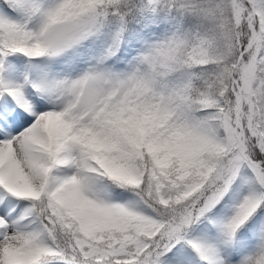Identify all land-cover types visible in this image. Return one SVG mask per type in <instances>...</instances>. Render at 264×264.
Here are the masks:
<instances>
[{"label": "rangeland", "instance_id": "1", "mask_svg": "<svg viewBox=\"0 0 264 264\" xmlns=\"http://www.w3.org/2000/svg\"><path fill=\"white\" fill-rule=\"evenodd\" d=\"M108 1L0 0L1 44L15 49L0 51V161L9 148L18 156L0 168V264H264V158L250 156L252 148L264 152V0H246L253 47L236 66L240 85L229 73L222 136L195 115L179 119L158 77L179 50L184 0H140L132 32L116 20L93 38V5ZM10 2L24 13L11 12ZM43 114H53L52 123L19 140ZM126 114L140 115L138 133L170 128L181 159L214 150L204 183H143L136 167L115 161L116 138L134 129ZM25 151L37 160L33 168L21 163ZM31 172L33 192L6 183L23 187ZM102 175H125L133 187L120 182L110 193ZM58 190L63 205L79 211L82 231L67 230L55 213H44L48 224L33 214L31 199Z\"/></svg>", "mask_w": 264, "mask_h": 264}, {"label": "trees", "instance_id": "2", "mask_svg": "<svg viewBox=\"0 0 264 264\" xmlns=\"http://www.w3.org/2000/svg\"><path fill=\"white\" fill-rule=\"evenodd\" d=\"M138 3L139 0H109L100 6L93 5L98 9V16L87 34L95 38L102 27L118 19L123 21L125 31L132 32ZM235 3H239V11H236ZM6 5L13 13H23L21 6L12 2ZM177 5L180 9L178 15L182 17L186 29L181 33L179 50L168 56L165 67L158 69V77L171 89L174 110L179 119L189 114L195 115L205 121L216 136H222V111L225 99L231 92V71L236 82L241 84L236 73V62L248 44L250 29L246 16L251 12L250 6L246 0H184ZM96 26L98 29L95 31L93 29ZM4 38L5 32L0 31V51H14V48L1 44ZM186 42L195 45L197 52L189 53L184 47ZM261 50L264 51V48ZM248 53L249 51L245 52L242 59H245ZM116 56L119 57L118 54ZM186 78L190 80L188 88L182 86ZM229 96L232 97L234 105L233 95ZM139 116L126 114L134 129L116 138L115 161L136 167L143 183L156 180L159 176L166 182L170 177H173V180L183 177L187 179L189 186H200L204 183L218 159L215 151L208 149L194 159H181V155L177 154L174 148L170 128L158 132L144 130L138 133ZM251 150L252 159L264 158V152L260 155L259 149ZM164 156H167L165 163L157 164ZM99 180L110 193L120 190V182L127 187H133L125 175L114 181L102 175ZM143 183L139 184V187H142ZM60 199V190L49 195L42 194L38 199H31L33 214L44 224H48L44 213H55L67 230L82 231L79 211L72 206L63 205ZM58 221L55 217L50 227L54 229V222ZM44 237L41 235L39 238L42 240ZM56 264L77 263L65 259Z\"/></svg>", "mask_w": 264, "mask_h": 264}, {"label": "bare ground", "instance_id": "3", "mask_svg": "<svg viewBox=\"0 0 264 264\" xmlns=\"http://www.w3.org/2000/svg\"><path fill=\"white\" fill-rule=\"evenodd\" d=\"M0 86H1V84H0ZM42 117L44 119L48 117V120L47 121H42L41 120V119H43ZM42 117L39 120H37L38 122L36 124L32 125V127H30L28 130H26L24 133H21V135L18 136L19 140H22L23 141V139H24L26 141L25 138H26V136H28V134H30L32 131H34L36 129H42V127H41L43 125L42 123H52V119L54 118L53 114H43ZM0 148H1V145H0ZM12 148L14 150V147L13 146H12ZM19 158L21 159V163L22 162H25L27 165H31L32 168L37 163V160L33 161L32 160V155L27 154L26 151L24 153H22L21 156L19 154ZM7 159H8V161H12V160H15L16 161V159L18 161V156L16 154L12 153L11 150H10V148H9L8 151H7L6 157H4L2 160L3 161H6ZM2 160L0 161V168H1V165H2L1 164L2 163ZM29 170H30V166H29ZM31 174H32V172L29 173V176L30 177H29L28 181L25 182V184L23 185V187L17 186V183L15 182V180L14 181L13 180H8L6 183L9 184L10 186L13 185L12 187H18L19 189H22L23 192H28V193L33 192V190H34L33 187H35V186H34V184L31 181V176H32ZM11 241L13 242L14 241V238H11ZM7 246H11V244H9Z\"/></svg>", "mask_w": 264, "mask_h": 264}, {"label": "water", "instance_id": "4", "mask_svg": "<svg viewBox=\"0 0 264 264\" xmlns=\"http://www.w3.org/2000/svg\"><path fill=\"white\" fill-rule=\"evenodd\" d=\"M237 140H238L239 145L242 144V141L239 138H237Z\"/></svg>", "mask_w": 264, "mask_h": 264}]
</instances>
